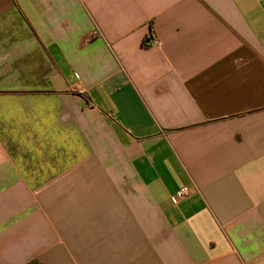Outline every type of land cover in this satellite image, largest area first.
Here are the masks:
<instances>
[{
	"label": "crops",
	"instance_id": "obj_1",
	"mask_svg": "<svg viewBox=\"0 0 264 264\" xmlns=\"http://www.w3.org/2000/svg\"><path fill=\"white\" fill-rule=\"evenodd\" d=\"M0 264H264V0H0Z\"/></svg>",
	"mask_w": 264,
	"mask_h": 264
},
{
	"label": "built area",
	"instance_id": "obj_2",
	"mask_svg": "<svg viewBox=\"0 0 264 264\" xmlns=\"http://www.w3.org/2000/svg\"><path fill=\"white\" fill-rule=\"evenodd\" d=\"M145 42L148 44L159 43L158 39L154 35L146 37ZM189 191L190 189L188 187L182 186L171 196V200L176 202L178 199L186 197L189 194Z\"/></svg>",
	"mask_w": 264,
	"mask_h": 264
},
{
	"label": "trees",
	"instance_id": "obj_3",
	"mask_svg": "<svg viewBox=\"0 0 264 264\" xmlns=\"http://www.w3.org/2000/svg\"><path fill=\"white\" fill-rule=\"evenodd\" d=\"M144 43H145V38H144Z\"/></svg>",
	"mask_w": 264,
	"mask_h": 264
}]
</instances>
